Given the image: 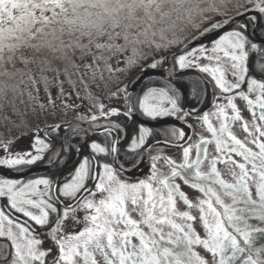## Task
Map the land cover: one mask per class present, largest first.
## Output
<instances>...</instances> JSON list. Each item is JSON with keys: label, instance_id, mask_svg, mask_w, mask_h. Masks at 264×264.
Instances as JSON below:
<instances>
[{"label": "snow or ice", "instance_id": "obj_1", "mask_svg": "<svg viewBox=\"0 0 264 264\" xmlns=\"http://www.w3.org/2000/svg\"><path fill=\"white\" fill-rule=\"evenodd\" d=\"M188 69L210 77L214 111L182 107ZM148 70L160 86L137 91ZM141 117H195L209 135L172 126L149 143ZM0 126V168L54 170L0 176V264H264V0H0Z\"/></svg>", "mask_w": 264, "mask_h": 264}, {"label": "rangeland", "instance_id": "obj_2", "mask_svg": "<svg viewBox=\"0 0 264 264\" xmlns=\"http://www.w3.org/2000/svg\"><path fill=\"white\" fill-rule=\"evenodd\" d=\"M216 19H220V17H216ZM205 26H207V25H205ZM210 42H211V41L206 42V43H204V44H210ZM204 62H206V61H204ZM251 65H252V67H253V65H254V63H253V57H252V59H251ZM168 67H169V66H168ZM195 70H196V69H195ZM252 70H253V69H252ZM193 74H195V73H193ZM195 75L197 76V74H195ZM206 75H207V74H206ZM155 77H156V75H151V76H148V78H146V79H152V78H155ZM229 78H230V77H229ZM209 79H210V77H209ZM174 81H175V79H174ZM211 83H212V82H211ZM203 84H204V83H203ZM159 86H160V85H159ZM204 86H205V85H204ZM65 90H66V91H71V89H69L67 85H65ZM180 90H181L182 93H183L182 99H181V101H180L181 105L183 106V105L186 104V101H187L188 98H187L186 94L184 93V91H183L182 89H180ZM205 90H206V91H205ZM56 91H57V90H56L55 88L52 89V93H53L54 96L56 95ZM217 91H218V90H216V89L213 88L214 98H213V100H212V104H211V107H210V108H207V109H206V108H199V106H200L201 104H202V105L204 104V106H206V105L209 103V101H210V93H209V91H208L207 86H205V89H204V96H202L201 101L199 102V105H198L197 108L200 109L201 111H202V110H205V109H206V111H210V112H211V111H214V108H213V102H214V100L216 99V95H215V93H216ZM41 99H44L43 89L41 90ZM105 102L107 103V101H105ZM219 102H220V103H225V101H224L223 99H221ZM235 102L237 103L238 107L241 109V115H242V117H243L244 119H246V120H250V119H251V114H250V112H249L248 109H247L246 102H245L244 100L238 98V97L236 98ZM68 103H70V104H72V103H75V104H81V101L78 100V99L76 98L75 93L73 92L72 95H71V98L68 100ZM120 103L122 104V100H121ZM200 103H201V104H200ZM56 104H57V111L59 112V110H60V105H61V102H60L59 99L56 101ZM193 109H194V108H193ZM79 111H80V112H86V108H85V107H81V108L79 109ZM75 115H76V113L70 110V111L68 112L67 116L64 117V118H65L66 120H73V118L75 117ZM180 115H183V113H180ZM229 115H231L230 110H229ZM141 118H142V119H145V120H148V121H153V120H149V119H147V118H143V117H141ZM167 118H173V119H176V118H174V117H167ZM162 119H165V118H162ZM162 119H159V120H162ZM185 119H186V122H188V123L193 127L194 132H195L196 134H200L201 132H203V134H204L205 136H208V135H209V134L206 132V130H203V129L201 128L200 123L196 120L195 117H192L191 119H189V118L186 117ZM155 121H157V120H155ZM212 122H213L214 125H216V126L218 127V121L216 120V117H215V116L212 117ZM172 126H173V125L161 126V127H163V129H164V132H163L162 134L164 135L165 139H171L170 133H168L167 130L170 129ZM175 127H176V128H183V129L189 134V129H188L186 126H175ZM232 130L234 131V133H235L239 138L243 139L245 133L243 132L242 128L240 127V125H239L238 123H234V124L232 125ZM0 132L4 133L5 137L8 136V132H7V130H6L3 126H0ZM12 134H13V135H17V136H19V135H20V131L17 130V129H13V130H12ZM121 135H123V133H122ZM30 137H31V132H29L28 136H25V137H22L21 139H19V140L15 143L13 150H14V151H16V150H20V151H26V150H28V148H29V146H30ZM196 139H197V135H193V137H192L191 140H192V141H195ZM163 148H165V146H158V147H157V150H159V149H163ZM213 149H214V145L210 146V151L213 150ZM170 151H171V152H170ZM154 154H155V153H154ZM166 154L169 155V156H172V157H174V158L179 159L180 154H181V150H180V149H179V150H166ZM221 167H223V166H221ZM145 170H146V164H145V161H144V163L141 164L138 168H132V169L129 170V171H132L133 174H142V173L145 172ZM6 173H9V172H6ZM8 175H11V173H9ZM133 180H135V179H133ZM182 187H183V190L189 194V196H195V195H198V193L194 192V191H193L192 189H190L188 186H186V185H182ZM0 201H1V200H0Z\"/></svg>", "mask_w": 264, "mask_h": 264}, {"label": "water", "instance_id": "obj_3", "mask_svg": "<svg viewBox=\"0 0 264 264\" xmlns=\"http://www.w3.org/2000/svg\"><path fill=\"white\" fill-rule=\"evenodd\" d=\"M252 14H254V13H252V12L249 13V15H252ZM245 18H246V17H245ZM228 30H229L228 27H225V28H224V31H228ZM218 31H219V30H217V32H218ZM216 36H217V33H210V34L208 35V38H206V39H201V40L199 41V43L204 44V43H206V42H209V41H211L212 39H215ZM195 46H197V45H196L195 43H193V44H192V47H195ZM168 66L171 67V60H169V65H168ZM178 71H179V70H178ZM252 71H253V70H252ZM189 72H192V73L197 74V75L203 80V82L206 84V86H207V88H208V91H209V93H210V96H211V92H212V90H211V84H210V82L208 81V79L206 78V76H205L203 73H200V72H198V71L195 70V69H188V70H185V71H183L181 74H185V73H189ZM254 74L257 75V76H259V75L256 74L255 72H254ZM151 75L159 76L158 72H154L153 70H148V72L146 73V75L144 76V78L141 79L140 83L136 85V89H138V88L140 87L141 83H142L146 78H148V76H151ZM203 111H204V110H202L201 113H202ZM141 119H142V118H141ZM142 120L144 121L145 125L148 126V127H150V128H157V127L168 126V125H173V126H186V127L189 129V134H188L189 137L192 139V137H193V135H194V134H193V132H194L193 127L189 128L188 125H190V124H189L188 122L185 123V121H182V120L173 119V118H165V119L157 120V121H148V120H144V119H142ZM156 141H161V142H163L164 140H156ZM152 143H153V142H152ZM158 146H165V145H164L163 143H161V144L158 145ZM173 149H175V148H173ZM175 150H179V149H175ZM144 161H145V164H146V170H145V172L142 173V174H133L132 171H129V176H130L131 179L142 178L143 176H145V175L148 174V170H149V162H148L147 157H145V160H144ZM40 169H42V170H43V169H47V170H49V169L46 168V167H38V168H34V169H32V170L27 171L23 177L29 175L30 173H32V172H34V171H36V170H40ZM0 172H2V169H0ZM11 177H14V178H22V177H19L17 174H16V175L13 174Z\"/></svg>", "mask_w": 264, "mask_h": 264}, {"label": "trees", "instance_id": "obj_4", "mask_svg": "<svg viewBox=\"0 0 264 264\" xmlns=\"http://www.w3.org/2000/svg\"><path fill=\"white\" fill-rule=\"evenodd\" d=\"M253 57H254V61H253L254 68L256 71H258L255 55H253ZM258 73H259V71H258ZM185 76L186 77L183 79L185 81L184 84L183 85H176V86L179 89H182L184 91L188 100L189 99L191 100L190 101L191 107H197L199 105V102L201 101L202 96H204V89H205L206 85L203 84V82L199 79V77L196 76L195 74H193L192 72L186 73ZM150 81H156L157 82L156 86H159L161 83L159 76H156L155 78H152V79H145L137 91H139L141 88L152 86L149 83ZM191 109H193V108H191ZM134 129H135V125L129 124V126H128V137H129V139H130L131 135L133 134ZM163 132H164L163 127L153 129V135H152L151 139L152 140H155V139H164L165 140V137L162 134ZM97 139H102V138L97 137ZM127 142L128 141L126 140L125 143H123L121 145V147L126 146ZM128 168H129V170H131L133 167L131 165H128Z\"/></svg>", "mask_w": 264, "mask_h": 264}, {"label": "flooded vegetation", "instance_id": "obj_5", "mask_svg": "<svg viewBox=\"0 0 264 264\" xmlns=\"http://www.w3.org/2000/svg\"><path fill=\"white\" fill-rule=\"evenodd\" d=\"M210 34V33H209ZM253 61H254V57H253ZM252 69H253V72H255L256 74H258V75H260L259 73H258V71H256L255 70V68H254V65H253V67H252ZM186 74V73H185ZM185 74H180L179 76H177V77H174V79H175V84L176 85H183L184 84V78L186 77L185 76ZM204 74V73H203ZM205 76H206V78L208 79V81L210 82V84H211V90H212V92H211V96H210V101H209V103L206 105V106H204V104L202 105H200L199 106V108H210L211 107V104H212V100H213V98H214V94H213V87H212V83H211V80L209 79V77L206 75V74H204ZM198 76V75H197ZM199 77V76H198ZM199 79L203 82V80L199 77ZM204 83V82H203ZM142 84V83H141ZM205 84V83H204ZM206 85V84H205ZM139 89V88H138ZM137 89V90H138ZM190 99L188 100L187 99V101H186V104L185 105H183L182 107L184 108V109H186V110H191V108H197V107H191V105H190ZM206 109L204 110V111H206ZM202 114V113H201ZM187 118H189V119H191L192 117H187ZM157 128H159V127H157ZM152 129H155V128H152ZM122 134V133H121ZM123 135H124V133H123ZM122 135V136H123ZM93 138H97V137H93ZM156 140H164V139H155V140H152V139H150L149 140V143H152V142H154V141H156ZM126 141V140H125ZM125 141L123 142V143H125ZM73 143H75V141H73ZM59 145H58V143H57V147H58ZM171 150H174V149H171ZM171 152V151H170ZM76 160H77V155H76V153L73 151L72 153H71V158L70 159H68L67 160V163L66 164H64V163H62L61 165H60V167L62 168V169H70L71 168V166L73 165V163L74 162H76ZM38 167H45V165H41V164H36V165H33V166H30V170H32V169H34V168H38ZM0 169H2V172H0V176H5V177H10V178H14V177H11L14 173H11V175H8L10 172L7 170V169H5V168H0ZM27 171H29V170H26L25 171V173L27 172ZM6 172H9V173H6ZM53 172H54V170H52V171H49V170H47V169H40V170H36V171H34V172H32V173H30L29 175H27V176H25V177H22L23 179H28V178H36V177H39V176H41V175H45V174H47V175H52L53 174ZM16 175V174H15ZM0 207H6V204H5V202L3 201V200H1L0 201Z\"/></svg>", "mask_w": 264, "mask_h": 264}]
</instances>
